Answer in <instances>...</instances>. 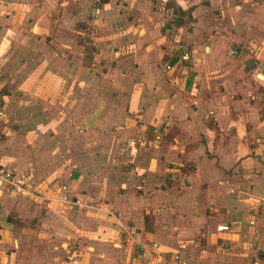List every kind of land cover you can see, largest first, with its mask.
<instances>
[{"label":"crops","instance_id":"0c3cea01","mask_svg":"<svg viewBox=\"0 0 264 264\" xmlns=\"http://www.w3.org/2000/svg\"><path fill=\"white\" fill-rule=\"evenodd\" d=\"M0 2V264H264V0Z\"/></svg>","mask_w":264,"mask_h":264},{"label":"built area","instance_id":"2783aa9c","mask_svg":"<svg viewBox=\"0 0 264 264\" xmlns=\"http://www.w3.org/2000/svg\"><path fill=\"white\" fill-rule=\"evenodd\" d=\"M239 51L235 48L230 49V53L236 54ZM184 57H188V53L184 52ZM166 67H170L169 64L166 65ZM3 114L2 105L0 104V116ZM133 142V141H131ZM63 194L62 197L66 198V185H62ZM8 193L11 197L16 198H28V199H45L43 193L40 191H37L35 189L31 182L30 178L26 174H18L14 171L13 168L10 166H7L5 163L0 162V195L2 193ZM77 204L83 203L80 202L78 198L75 199ZM81 205H87L89 204L83 203ZM231 226L228 223H217L216 229L219 231L222 230H228ZM141 248V257L145 256L147 258L153 257L154 260L149 262V264H185L182 258L180 257V251L181 248L184 247V244L180 245L178 249L166 251L167 253L162 254L160 251L155 249L153 244H150L149 246L141 245L139 246Z\"/></svg>","mask_w":264,"mask_h":264},{"label":"rangeland","instance_id":"374dc122","mask_svg":"<svg viewBox=\"0 0 264 264\" xmlns=\"http://www.w3.org/2000/svg\"><path fill=\"white\" fill-rule=\"evenodd\" d=\"M1 3V2H0ZM8 89V87H6V86H3V87H1L0 88V97L2 96L1 94V92L2 91H5V90H7ZM2 101H3V98H2ZM3 104V103H2ZM2 110H5V109H3L2 108ZM5 113H6V110H5ZM1 121L3 122V124L4 123H6L7 124V126H8V128L9 129H6V128H4L3 127V125H2V127L0 126V139L1 138H3V136L5 137V136H8L9 134H4V133H6L8 130H10V132H11V126H13V125H10V124H14L15 122L12 120V119H10V121L8 120V121H5L4 119H2L1 118ZM14 169V168H13ZM15 171V170H14ZM16 172V171H15ZM17 173V172H16ZM19 174V173H18ZM61 188H60V190L58 191L59 192V194H61ZM2 196H1V199H3V197L4 198H9V194L6 192V193H2L1 194ZM49 198V197H48ZM61 198H62V202H65V201H67V203H69V202H71L72 200V197H71V195H68L67 194V197L66 198H63L62 196H61ZM39 199V198H38ZM47 202V198L46 199H43L42 201H40V204H43L44 203V205H45V203ZM109 214H111L113 217H117L118 216V214L117 213H115L114 211H112L111 213H109ZM119 217V216H118ZM159 232H157L156 233V235L158 236V235H163V238H161L160 240H159V242H162V243H165L166 245H176V238L173 236V234H172V236H170L169 235V231H166V232H164V233H162V232H160V230H158ZM182 232H184L183 230H182ZM175 234V233H174ZM181 235H183V236H188L187 234H181ZM195 241H197V243H196V245H197V247L199 248V245L201 244L202 246L201 247H203V236H202V234H201V232L200 233H198V235H197V239L195 240ZM198 252H202L203 253V251L202 250H198Z\"/></svg>","mask_w":264,"mask_h":264},{"label":"trees","instance_id":"16d2710c","mask_svg":"<svg viewBox=\"0 0 264 264\" xmlns=\"http://www.w3.org/2000/svg\"><path fill=\"white\" fill-rule=\"evenodd\" d=\"M85 49L88 50V51H90V50L93 49V47L90 46V45H86V46H85ZM146 218H150V217H149V214H145V219H146ZM152 218H153V217H152ZM146 229H148V230L153 229L152 223L147 222V223H146Z\"/></svg>","mask_w":264,"mask_h":264}]
</instances>
